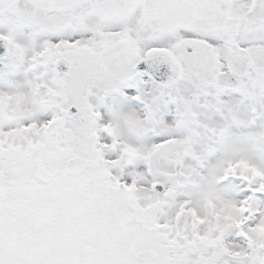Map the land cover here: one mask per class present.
<instances>
[{
    "label": "snow or ice",
    "instance_id": "6c2138e0",
    "mask_svg": "<svg viewBox=\"0 0 264 264\" xmlns=\"http://www.w3.org/2000/svg\"><path fill=\"white\" fill-rule=\"evenodd\" d=\"M0 264H264V0H0Z\"/></svg>",
    "mask_w": 264,
    "mask_h": 264
}]
</instances>
